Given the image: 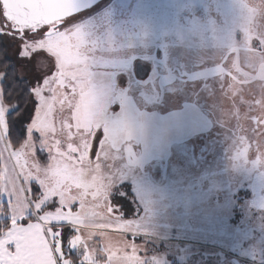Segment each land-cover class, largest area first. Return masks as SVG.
I'll return each mask as SVG.
<instances>
[{
    "label": "rangeland",
    "instance_id": "obj_1",
    "mask_svg": "<svg viewBox=\"0 0 264 264\" xmlns=\"http://www.w3.org/2000/svg\"><path fill=\"white\" fill-rule=\"evenodd\" d=\"M68 27L84 35L82 51L101 122L121 128L119 142L101 168L111 174L112 192L131 184L140 209L126 217L123 202L112 200L119 206L114 215L132 228H94L89 246L110 240L117 251L122 241L134 243L141 264H264V155L257 153L258 147L264 152V127L252 131L253 120L264 124V86L255 85L264 79V0H103L70 17ZM4 39L21 78L42 84L55 70L54 58L46 53L21 69L14 46ZM236 56V66L253 76L232 70ZM137 62L152 64L151 73L155 67L147 81L135 77ZM192 68L203 70L214 85L197 88L191 103L196 107L205 99L219 122L203 123L198 114L178 117L188 128L191 124L211 132L219 144L209 145L204 135L194 142L187 136H164L140 118V108L153 110L163 98L171 103L190 89L187 73ZM221 68L230 69L221 74ZM119 74V82L125 83L127 74L131 82L120 99H113L117 81L114 85L112 78ZM168 85L175 90L170 95L164 94ZM113 101L120 104L117 114L111 110ZM243 135L249 150L242 156L238 141ZM37 159L47 162V153L38 147ZM240 191L247 195L238 205ZM71 252L82 254L79 248ZM97 259L103 264L107 256Z\"/></svg>",
    "mask_w": 264,
    "mask_h": 264
},
{
    "label": "snow or ice",
    "instance_id": "obj_2",
    "mask_svg": "<svg viewBox=\"0 0 264 264\" xmlns=\"http://www.w3.org/2000/svg\"><path fill=\"white\" fill-rule=\"evenodd\" d=\"M71 8V0H0V37L14 46L21 69L45 53L55 68L42 84H31V107L15 118L19 103L0 88V264H101L100 254L107 256L103 264H141L134 243L122 241L119 255L110 240L89 246L94 228L126 232L132 226L114 215L111 174L101 168L121 128L104 125L96 111L84 35L68 27ZM6 75L0 71V83ZM17 119L27 121L18 147L10 139ZM252 125L253 132L264 127L259 119ZM238 143L246 155V136ZM37 147L47 153L46 163L37 159ZM257 153L264 155L259 147ZM98 218L107 223L97 224ZM77 248L79 257L71 254Z\"/></svg>",
    "mask_w": 264,
    "mask_h": 264
},
{
    "label": "trees",
    "instance_id": "obj_3",
    "mask_svg": "<svg viewBox=\"0 0 264 264\" xmlns=\"http://www.w3.org/2000/svg\"><path fill=\"white\" fill-rule=\"evenodd\" d=\"M103 2V1H102ZM256 45V43H254ZM238 57L233 58L231 61L234 62V65L231 67L232 70L235 71V73L244 74L253 76L254 72H250L249 69H246L244 67L238 68L236 66V62ZM228 69L230 68H221V74H225ZM135 77L138 78L141 81H147L154 73H155V67H153V73H151L152 70V64H143L141 62H137L135 67H133ZM194 70L197 69H191L189 74L187 73V82L190 86L185 88V90H182L179 95H177L171 103H168L164 98L160 102V105L158 104L155 109L147 111L145 109L140 108V118L143 119L150 125L151 128L157 129V132L164 133V136H174L175 138H178L180 136H187L191 142L197 141L198 137L201 135H204L206 143L211 145L212 142H215L219 144L211 132L207 133V131L204 128H200V126H194L192 127L191 124H189L190 128L188 126L186 127L185 121L178 117L179 115H189L193 116V114H198L199 117H202V122L205 121H213V122H219L216 118H213V114L211 113L214 111L211 109L208 104L206 103V100L201 98V100L196 104V107L191 103L195 100V96L191 97L190 95H194V91H196L197 88H204L205 87H212L214 85L213 82H211L210 79L206 78V75L204 74L203 70H201L199 73H195ZM0 71H4L7 73L5 80L3 83H0V87L4 89V93L6 96H10V103H19V107L17 108L16 112L11 113V116L13 118L17 117V113H26L27 110L31 107L27 103L28 97H27V90L30 88L31 83L25 79L21 78L18 74L17 66L15 61L9 56L8 54V48L5 42L4 37H0ZM251 74H250V73ZM258 72V71H257ZM105 73V72H103ZM114 73V72H113ZM116 75V73H114ZM114 75V76H115ZM123 76V75H122ZM127 79L125 80V83L119 82L122 81V77L120 78V74L113 77L112 80L114 81L115 85V79L117 81L115 89L113 91V99H120L122 95H124L125 88L130 85L131 82V74H127ZM191 79V80H190ZM247 80V79H245ZM244 80V83L246 86H249V82L247 83ZM258 83L255 85L259 87L264 86V79L260 78L257 80ZM187 85V86H189ZM173 85H168L165 87V90L169 89L171 90L170 93L164 94L170 95L175 92V90L169 88ZM244 84L242 85V87ZM221 86L220 88H222ZM217 89V88H216ZM185 92V94H181L182 92ZM248 91V89H246ZM207 96V95H204ZM258 94L255 96L257 97ZM19 97V101L18 98ZM210 99V95L207 96ZM243 99H239L238 101H241ZM210 102H214L212 100H208ZM188 102V103H186ZM111 110L114 111L113 114H117L120 109L119 101H113L111 102ZM213 108L214 106L211 105ZM215 109V108H214ZM147 112H145V111ZM26 123L25 120L17 119V121L14 124L13 127V134L10 137L13 144L18 147L19 143L23 141V139L26 138ZM216 130H219L216 128ZM159 134V133H157ZM154 140V139H150ZM143 143V142H142ZM143 145H146V140ZM142 145V146H143ZM219 147V146H218ZM217 147V148H218ZM224 147V146H222ZM222 147H219L218 149H221ZM142 149V147H141ZM209 149V147H208ZM229 149L231 150V146H229ZM126 159V158H125ZM32 189L34 193L38 190L37 186L35 184L32 185ZM247 194L244 191H240L236 194L237 196V203L238 205L242 203V199L245 198ZM112 200H118L123 202V207L125 208L126 217H128L129 213L133 208H136V210H140L139 207H137V202L134 199V194L132 192V186L130 183H122L120 186L114 189L112 192ZM6 206V201H5ZM240 213L237 215L236 218L232 220L233 223H238V220L240 219Z\"/></svg>",
    "mask_w": 264,
    "mask_h": 264
},
{
    "label": "water",
    "instance_id": "obj_4",
    "mask_svg": "<svg viewBox=\"0 0 264 264\" xmlns=\"http://www.w3.org/2000/svg\"><path fill=\"white\" fill-rule=\"evenodd\" d=\"M102 1L103 0H71L72 8L70 17L88 11Z\"/></svg>",
    "mask_w": 264,
    "mask_h": 264
}]
</instances>
